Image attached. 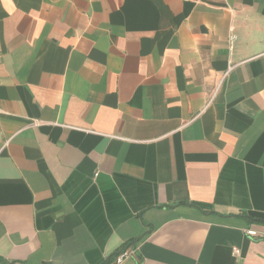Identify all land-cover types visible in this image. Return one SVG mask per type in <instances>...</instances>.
<instances>
[{
  "label": "crops",
  "instance_id": "1",
  "mask_svg": "<svg viewBox=\"0 0 264 264\" xmlns=\"http://www.w3.org/2000/svg\"><path fill=\"white\" fill-rule=\"evenodd\" d=\"M0 264H264V0H0Z\"/></svg>",
  "mask_w": 264,
  "mask_h": 264
},
{
  "label": "built area",
  "instance_id": "2",
  "mask_svg": "<svg viewBox=\"0 0 264 264\" xmlns=\"http://www.w3.org/2000/svg\"><path fill=\"white\" fill-rule=\"evenodd\" d=\"M247 234L251 237L257 236V232L255 230H248ZM241 251L238 248H234V255L235 256H240Z\"/></svg>",
  "mask_w": 264,
  "mask_h": 264
}]
</instances>
